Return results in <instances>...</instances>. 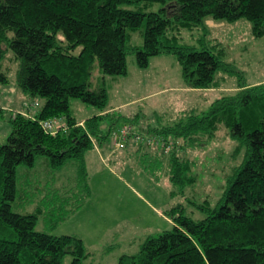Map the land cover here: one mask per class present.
<instances>
[{"label":"trees","instance_id":"16d2710c","mask_svg":"<svg viewBox=\"0 0 264 264\" xmlns=\"http://www.w3.org/2000/svg\"><path fill=\"white\" fill-rule=\"evenodd\" d=\"M153 4L162 7L156 12L124 8ZM205 17L245 19L254 37L264 36V0H0V85L8 83L3 63L11 54L16 85L27 101L11 113L10 133L0 144V264H62L67 255L69 264H84L89 253L81 238L36 230L46 208L60 214L59 201L47 194L32 200L17 183L18 168L31 171L44 157L48 171H60L72 161L76 176L85 180L86 151L103 147L121 128L106 111L103 80L91 89L95 61L103 77L123 76L129 53L140 68L151 57L173 55L187 88H216L220 71L233 73L222 50L180 44L172 33L198 28ZM139 29L141 46L130 40ZM70 99L94 107L96 115L80 125L70 114ZM34 102L37 106L30 107ZM53 118H63L67 130L46 133L41 123ZM135 125L137 134L155 138L156 148L148 151L144 142L136 151L166 165L171 196L195 182L187 151L211 142L220 125L235 143L233 156L243 159L228 173L221 198L204 219L194 221L179 207L170 208L172 229L147 238L117 264H264V84L239 81L234 93L215 99L202 114L187 110L164 126ZM52 182L54 193L59 186Z\"/></svg>","mask_w":264,"mask_h":264},{"label":"rangeland","instance_id":"374dc122","mask_svg":"<svg viewBox=\"0 0 264 264\" xmlns=\"http://www.w3.org/2000/svg\"><path fill=\"white\" fill-rule=\"evenodd\" d=\"M161 7L153 4L148 8L136 5L124 8L156 12ZM250 29L251 24L245 19L228 22L205 17L198 28L172 32L178 36L180 44L222 50V60L233 73L220 71L216 76L217 87L213 89L187 88L173 55L151 57L148 65L140 68L135 55L129 53L127 72L123 76L103 77L95 61L91 89H96L103 80L108 94L106 109L110 110L106 111L118 118V127L130 126L132 134L121 140L118 148L110 137L103 147L95 145L86 151L85 180L76 176L72 161L60 171H48L44 157L37 158L31 171L24 166L18 168L17 183L32 200L47 194V199L54 195L59 201L56 211L60 214L55 217L46 208V213L38 216L36 230L81 238L89 253L84 264H117L120 256L136 253L147 238L172 229L174 223L166 214L170 208L179 207L178 211L194 221L204 219L221 198L228 173L243 159L242 155L233 156L235 143L226 128L220 125L211 142L187 151L186 156L193 163L195 182L187 185L182 193L171 196L166 165L136 151L144 142L134 139V135H140L135 124L164 126L182 111L206 112L215 99L234 93L239 81L247 85L264 84V36L256 38ZM141 32L139 29L131 33L132 44L141 46ZM16 70L17 62L7 54L3 71L8 83L0 85V144L6 142L10 133L11 113L22 110L27 102L16 85ZM69 105L70 114L77 120L90 118L96 112L94 107L76 99H70ZM156 147L157 142L149 146L148 151ZM55 179L59 190L52 193ZM26 211L32 212L33 208L27 207ZM63 215L64 219L55 223ZM70 261L67 255L62 264Z\"/></svg>","mask_w":264,"mask_h":264},{"label":"built area","instance_id":"2783aa9c","mask_svg":"<svg viewBox=\"0 0 264 264\" xmlns=\"http://www.w3.org/2000/svg\"><path fill=\"white\" fill-rule=\"evenodd\" d=\"M37 103L34 102L32 106L30 107H36ZM82 125V124H80ZM41 126L43 130L50 134V135H55L59 132H64L67 130L68 126L63 118H53L49 120H45L41 123ZM131 133V127L128 125H124L121 128H119L117 131L112 132L111 138L114 142L116 148L120 146V141L121 140H126V137L128 138ZM134 139L138 142H146L148 146H151L152 144L156 143L155 138L153 137H143L141 138L140 135H134Z\"/></svg>","mask_w":264,"mask_h":264},{"label":"crops","instance_id":"0c3cea01","mask_svg":"<svg viewBox=\"0 0 264 264\" xmlns=\"http://www.w3.org/2000/svg\"><path fill=\"white\" fill-rule=\"evenodd\" d=\"M107 110L110 111L109 109H107ZM95 115H96V113H95ZM84 120H86V119H80V120H78V121L80 122V124H82V123L84 122ZM107 150H108V149H105L104 151L107 152ZM109 153H111V152H109Z\"/></svg>","mask_w":264,"mask_h":264}]
</instances>
